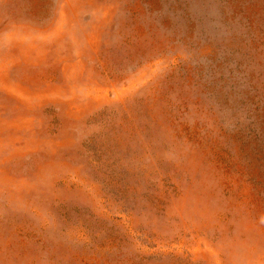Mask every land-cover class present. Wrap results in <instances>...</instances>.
Here are the masks:
<instances>
[{"label":"rangeland","instance_id":"obj_1","mask_svg":"<svg viewBox=\"0 0 264 264\" xmlns=\"http://www.w3.org/2000/svg\"><path fill=\"white\" fill-rule=\"evenodd\" d=\"M0 264H264V0H0Z\"/></svg>","mask_w":264,"mask_h":264}]
</instances>
